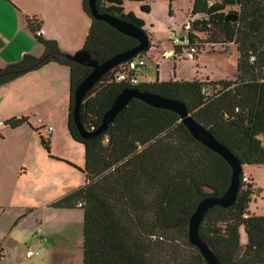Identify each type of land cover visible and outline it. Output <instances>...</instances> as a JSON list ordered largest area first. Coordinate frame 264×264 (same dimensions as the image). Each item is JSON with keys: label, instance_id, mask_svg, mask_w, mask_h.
Here are the masks:
<instances>
[{"label": "trees", "instance_id": "16d2710c", "mask_svg": "<svg viewBox=\"0 0 264 264\" xmlns=\"http://www.w3.org/2000/svg\"><path fill=\"white\" fill-rule=\"evenodd\" d=\"M124 1L96 0V8L143 28L142 18L124 13ZM82 8L90 26L81 49L93 59L102 62L137 45L134 38L92 17L88 0H82ZM141 9L149 12L146 4ZM190 15L195 18L190 20L187 41L173 46L172 58L189 46L199 49L204 42L235 44L234 78L155 79L129 85L115 79L123 62L85 95L81 124L89 130L97 127L114 98L124 88H136L182 101L241 165H264V0H192ZM25 24L44 51L40 56L24 54L0 67V86L52 61L69 67L67 129L84 146V166L62 161L80 170L85 182L50 206L83 211L82 264H207L189 242V217L201 199L224 193L231 177L229 164L196 140L176 113L137 99H131L102 134L83 139L72 120L73 94L91 68L70 61L55 40L44 38L41 19L26 16ZM201 34L205 40L199 39ZM148 49L139 55L146 56ZM24 123L26 117L5 121L11 128ZM39 136L49 153V137ZM243 177L241 172L235 203L227 208L214 206L199 227L218 264H264V216L249 212L256 188ZM240 227L247 237L244 245Z\"/></svg>", "mask_w": 264, "mask_h": 264}, {"label": "crops", "instance_id": "0c3cea01", "mask_svg": "<svg viewBox=\"0 0 264 264\" xmlns=\"http://www.w3.org/2000/svg\"><path fill=\"white\" fill-rule=\"evenodd\" d=\"M30 1L31 5L29 9H27L21 5L19 0H0V67L8 63L19 61L22 56L27 53L34 56H40L43 53V46L36 42L26 29V16H36L41 19L42 36L46 39L55 40L60 50L64 53L72 55L83 46L84 39L89 30L90 19L83 11L82 0ZM180 1L181 0H175L171 3L169 0L124 1V13L131 12L144 20L145 25L143 29L147 32L151 44L148 51H146L148 56H151V53L155 52L161 54L162 58L171 54L172 58L173 49L170 51L166 50L162 41L153 38L152 34L155 32L154 23H151L152 21L150 19V24H147L143 14L148 15L151 12H167L174 18L175 10L176 12H178V10H184L188 16L192 7V0H188V2L184 4L183 9H181ZM145 4L149 6V12L142 11L141 6ZM191 18L195 17L193 16ZM184 21L182 23H184ZM175 23L178 22L176 21ZM174 26H176V24H174ZM174 35L183 37V34L179 32ZM146 68L147 65L145 64L142 68L141 75L145 76ZM69 75L70 70L68 66L52 61L0 86V209L2 210V212H0V225H2L3 220L6 219L8 226L5 230H1L0 228V249L3 253L2 256H0L1 259L5 258L7 254L12 255L13 258L19 257L16 252V245L9 246L8 244L11 235L16 231V228H19V226L28 221V219L30 222L34 223L31 228V232H34L36 222L38 224L40 220L39 217L42 216L39 215L40 212L37 210L38 203L35 202L44 190L41 187L37 188L33 185L35 189L29 190L27 194H21L19 196V193L13 192L17 189L13 188V183L14 179L22 175H27L30 170H36L37 164L42 163L46 159L40 144L39 134L45 137L48 136L50 144L54 141L55 137H57L58 133L55 127L43 123L42 116L51 112L55 114L59 112L58 114L60 115L66 112L67 124L70 101ZM155 79L202 80V78L200 79L198 77H182L179 73H174V75H169L165 78L164 72L159 71L158 66H156V77L143 81H153ZM206 79L222 80L212 79L209 76ZM139 81H141L140 76ZM48 103H51L53 107H47ZM20 117H26L28 123H24L15 128H11L9 125L5 124V121L10 118ZM48 126L52 127L50 131L48 130ZM37 130H39V132ZM63 134H65V132L62 129V135ZM49 153L48 156L52 157ZM55 159H57V157ZM79 172L81 171L79 170ZM72 182L73 180L70 181V184L66 187L68 192L84 184L79 183L80 185L78 186L77 183ZM67 193H64V195ZM18 199L29 205H17L21 210L18 212H4L7 208H16L14 205H10L11 203L9 202H14V200L17 201ZM57 199L58 198L54 200L49 199L47 202L40 203L41 206H39V208L45 206V210L48 208L51 211L61 213V220L53 224V226H58V228L53 229V232L62 231L64 233L62 236L67 237V229L75 222L73 218H76V220L80 218L81 221L82 215L81 213L77 214L76 212H71L73 211L72 208L63 209L50 206V203ZM46 247L49 249L48 245Z\"/></svg>", "mask_w": 264, "mask_h": 264}, {"label": "rangeland", "instance_id": "374dc122", "mask_svg": "<svg viewBox=\"0 0 264 264\" xmlns=\"http://www.w3.org/2000/svg\"><path fill=\"white\" fill-rule=\"evenodd\" d=\"M19 1L24 8L29 9L30 0ZM187 2L188 0L180 1L181 9L184 8V4ZM143 16L147 24H150V19L151 23H154L155 32L152 34L153 38L162 41L164 48L169 51L173 49L170 38L178 32L186 35L191 20L190 14L187 16L184 10H178V12L175 10L174 18L167 12H151L148 15L143 14ZM176 21L178 23H175ZM183 21L184 23H182ZM205 38L203 34L199 37L200 40H205ZM198 50L199 52L194 60H188L185 56V51L182 54H177V59L171 58V54L162 58L161 54L152 52L151 56L144 58L147 68L145 76L140 75L141 81L154 79L156 77V66H158L159 71L164 72L165 78L169 75H174V73H179L182 77H198L202 78V80H206L208 76L212 79L234 78L237 73L238 56L235 44L225 45L204 42V44L199 46ZM47 107L51 108L53 105L48 103ZM53 110L56 111L55 109ZM58 113L51 112L42 116L43 123L53 125L58 133L50 144L49 154L54 158L49 157L47 150L42 147L46 159L42 163L37 164L36 170H30L27 175L14 179L13 183V188H17L13 192L19 193V196L35 189L33 185L44 190L35 202L38 203L37 210L40 212L39 215L42 216L39 217V223L37 224L36 222L34 232H31L34 223L30 222L29 219L21 224L19 228H16L8 244L9 246L16 245V252L19 257L13 258L12 255L7 254L5 258H0V264H82L83 211L81 209H73L71 211L77 214L81 213L82 219L80 221V218L77 220L73 218L75 222L72 226H69L67 237H65L62 236L64 234L62 231L53 232L54 228H58V226H53V224L61 220V213L51 211L48 208L45 210V206L39 208L41 206L40 203L47 202L49 199L54 200L67 193L66 187H68L70 181L73 180L72 183H77L78 186L80 185L79 183H84V175L78 169L69 166L64 161L55 159L57 157L58 159L66 160L81 169L84 166V146L73 141L70 137L66 124V112L63 115ZM61 128L65 132L63 135ZM242 172L248 179L252 180L256 188V193L249 203L248 210L251 214L264 216V165H244ZM9 203L16 208H7L4 212H18L21 210L17 205H29L19 199ZM0 212H2L1 209ZM0 228L1 230L8 228L6 219L3 220ZM239 236L240 244L244 245L247 242V237L243 227L239 228ZM47 245L49 249H47ZM29 248L37 251L31 258L26 257V250Z\"/></svg>", "mask_w": 264, "mask_h": 264}, {"label": "water", "instance_id": "95a60500", "mask_svg": "<svg viewBox=\"0 0 264 264\" xmlns=\"http://www.w3.org/2000/svg\"><path fill=\"white\" fill-rule=\"evenodd\" d=\"M88 5L92 17L97 20H103L118 32L134 38L137 41V45L118 52L102 62L93 59L91 54L85 49H80L76 53L68 55L67 58L70 61L91 68V71L77 85L73 94L74 103L72 106V120L79 135L83 139H88L102 134L131 99H137L152 107L167 109L176 113L191 135L220 155L231 168L230 182L224 193L220 196L209 195L201 199L190 215L188 222L189 242L197 247L207 264H218L214 252L200 237L199 227L204 216L211 208L214 206L227 208L235 203L240 187L239 176L242 172L243 165H241L238 158L225 145L219 142L207 128L192 117L182 101L164 97L156 93L140 91L136 88H124L114 98L110 107L103 113L101 121L97 127L89 130L81 124V103L94 84L111 68L136 57L141 52L150 48L149 37L143 28L109 13L99 12L96 8V0H88ZM181 40H184L183 37H181Z\"/></svg>", "mask_w": 264, "mask_h": 264}, {"label": "built area", "instance_id": "2783aa9c", "mask_svg": "<svg viewBox=\"0 0 264 264\" xmlns=\"http://www.w3.org/2000/svg\"><path fill=\"white\" fill-rule=\"evenodd\" d=\"M183 41L181 40L180 35H173L170 38V42L173 46H180L183 43H185L187 40V34L183 35ZM185 51V56L188 60H194L195 55L197 54V47L194 45L189 46L187 48L182 49V52ZM146 56L147 52H146ZM146 56H140L137 55L136 57L124 62L121 64L119 67L118 72L116 73L115 79L118 82H124L129 85H136L138 84L139 81V76L141 75L142 68L145 66V60L144 58ZM205 91V87H202V92ZM52 129L51 126H48V130L50 131ZM243 181H246V177H243ZM77 206L80 207L82 206V202H78ZM37 253L35 250L28 249L26 251V257H32ZM2 250L0 249V256H2Z\"/></svg>", "mask_w": 264, "mask_h": 264}]
</instances>
